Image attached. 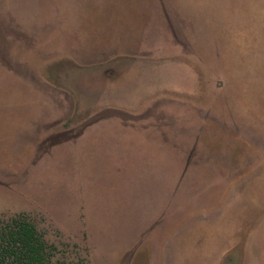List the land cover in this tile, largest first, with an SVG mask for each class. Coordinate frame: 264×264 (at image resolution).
Returning <instances> with one entry per match:
<instances>
[{
  "label": "rangeland",
  "instance_id": "rangeland-1",
  "mask_svg": "<svg viewBox=\"0 0 264 264\" xmlns=\"http://www.w3.org/2000/svg\"><path fill=\"white\" fill-rule=\"evenodd\" d=\"M54 264H264V0H0V218Z\"/></svg>",
  "mask_w": 264,
  "mask_h": 264
},
{
  "label": "trees",
  "instance_id": "trees-1",
  "mask_svg": "<svg viewBox=\"0 0 264 264\" xmlns=\"http://www.w3.org/2000/svg\"><path fill=\"white\" fill-rule=\"evenodd\" d=\"M52 246L36 227L19 217L0 218V264H54Z\"/></svg>",
  "mask_w": 264,
  "mask_h": 264
}]
</instances>
